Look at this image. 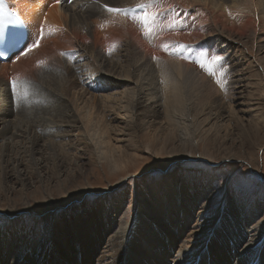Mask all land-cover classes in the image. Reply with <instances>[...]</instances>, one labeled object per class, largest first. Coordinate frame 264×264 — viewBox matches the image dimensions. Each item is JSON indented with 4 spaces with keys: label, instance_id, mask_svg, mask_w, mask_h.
Listing matches in <instances>:
<instances>
[{
    "label": "rangeland",
    "instance_id": "374dc122",
    "mask_svg": "<svg viewBox=\"0 0 264 264\" xmlns=\"http://www.w3.org/2000/svg\"><path fill=\"white\" fill-rule=\"evenodd\" d=\"M189 8L191 9L190 13L185 17L190 16L191 22L188 27L189 31L186 33L190 34L191 38H187L185 41L171 40L169 55L167 56L165 51L163 54L168 57L166 61L173 67L165 63L163 64L164 68L162 63L153 62L152 64L151 62L153 72L148 80L149 83L153 81L162 86L160 90L158 89L160 91L158 94L160 97L162 94L164 96L166 94V99H168V94L174 95L172 91L170 92V87L169 91L164 88L165 84L169 82L176 84L175 82L178 80L177 87L180 86L183 102L180 100L181 105L177 104L178 110H175L173 115L181 116L183 114L185 122L187 121L188 132L181 135L182 133L179 134L178 131L173 130L172 126L168 125L165 107L162 104L160 106L156 104V108L152 106L159 109L154 114V118L149 116L150 113H147V118L153 119L151 123L142 125L145 118L144 113H141V123L136 122L138 119H134L131 102L125 94L121 93V90L136 88V86L129 85V80L125 78L127 67L123 64L126 60L122 58L120 66L117 61L119 55L124 54L123 49H127L130 45L126 38L119 39L117 47L110 53H105L106 51L101 49L104 58L112 59L111 65L114 70H117L114 75L123 84L113 83L105 86L101 83L99 80L101 74L96 69L100 65V68L103 67L104 71H108L109 65L100 63V61L90 63L91 61H87L81 52V66L78 62L77 66L79 67L76 68V73L73 69L70 70L71 73H68V77L76 88H71V94L68 92L66 97L69 100V108L77 114L75 126L69 128L67 138L63 140L69 144L70 150H67V154H63L58 147L54 146L60 156L57 158L52 154L51 148L47 147L46 137L38 139L42 152V154L40 152L39 155H35L36 160L41 162L42 166L38 171L34 166L29 165L28 160L25 162L22 160L24 150L28 146L27 138H21V141L18 140V142L15 139L14 147L12 146L6 152V154L10 153L13 161L4 165L6 178L2 180L0 176V264H10V261L17 262L22 259V250L26 248L27 243L20 233L28 235L29 238L34 236L36 241L31 244V249H29L31 253L39 250L42 241L48 237L45 232L46 223L42 218L48 208L52 219L50 223L53 225L48 240L52 242V246L57 245V248L61 250L60 255L46 259L49 260V264H81V259L85 258V249L89 246L85 239V232L95 236L93 228L88 225H91V221L87 220L86 223L82 219L87 218L86 216L91 215L92 212L101 213L103 207L102 212L109 217L114 214V205H119L120 208L115 221H113L117 224L114 229L117 230L119 225L124 223L129 226L123 238L124 241L129 242V245L125 246L126 260L129 264L217 263V256L214 252L219 250V246L213 239L217 233L207 235V241H211V246L208 251L202 252L195 242L206 234L199 230L196 236L193 227L204 231L206 228L214 230L215 226H221L227 232L226 221H222L220 217L216 222L213 220L210 222V219L217 218L215 213L227 202L241 215L248 216L249 223L251 221L257 223L261 231L260 236L264 239V223H260L264 221V87L260 84L264 82V21L255 19L254 8L250 0L249 3H243V6L223 7L220 20L216 17L217 9L213 10L211 14L209 9L201 3H193ZM250 17H252L251 23L245 29L244 22ZM178 18L183 21V18L180 19L179 16ZM224 24L225 26H223ZM235 25L239 27L237 28ZM164 29L166 27L160 25L153 29V32L156 36H160ZM194 29L199 30L197 35L192 32ZM182 30L185 31L179 29L177 33H181ZM169 40L161 39L164 48L167 47ZM145 41L149 45L154 43L151 33L146 35ZM183 51L188 53V57L183 60L190 59L192 64L195 63L194 58L198 56L200 58V60L196 59V61H200L198 66L196 64L188 68V74L183 69L179 68V70L176 67V64L179 63L177 60L179 52ZM65 52L74 56L79 53L77 49H66ZM67 54L64 55L67 59L72 58ZM128 55L127 59L130 58V54ZM57 56H61V54L58 53ZM73 59H76V56L67 61L71 66L74 64ZM63 60L65 61L64 58ZM172 72L178 73L174 75ZM129 77L133 76L129 75ZM169 79L171 80L169 81ZM146 81H144V87ZM11 83L13 82H10V85H13ZM46 83L47 87H52L49 82ZM83 90L87 93L83 94L85 96L82 99ZM92 94H98L94 102L99 108L97 111L100 116L92 115L94 114L91 109L94 106L91 101ZM109 94H111L110 98L115 97L110 106V100H108L110 98H107ZM162 99L163 96L158 102L164 101ZM183 107L185 108L183 113L179 114L181 112L179 110ZM84 112L86 114L89 112L92 124L85 122ZM100 118H103V121ZM106 123L109 125L107 126ZM85 125L94 127L101 138H99L100 140L106 138L100 136L101 133L107 134L105 126L110 128L109 134H114L116 139L111 140L113 143L108 149V156L103 153L97 155L91 149L90 144L83 136V130L87 128ZM125 134L127 135L124 136ZM135 141L136 145L133 146ZM16 160L19 163L23 161L25 164L19 166V170H22V180L19 179L17 173H14L16 170L13 168L18 163ZM57 161H60V164ZM156 182L159 183V191L163 186L165 190H168V194L171 196L170 205L175 206V209L173 208L175 213H171V208L167 207L168 205L158 204L155 206V198L166 199L169 197L168 194L158 196L156 192H153ZM191 187H194L198 192L194 193ZM183 190L189 196H181ZM180 197L189 199L190 202L201 198L199 202L204 205L197 204L196 210L189 213L195 221L188 215L187 209L181 208ZM148 208H154L155 214L152 215ZM156 216L160 219L158 223L154 221ZM59 221L62 223L60 222L58 230L56 227ZM181 221L185 222L187 226L186 233L194 237L190 239L185 236L178 238L176 224ZM136 222H140V224L147 222L153 226L155 231L159 228L163 232L161 238L165 239L166 243V248L163 249L160 245L150 248L146 242L144 245L148 247L149 253L146 252L144 256L140 257L141 260L143 257V263L139 260V252L135 250L136 239L134 241L130 237ZM203 223L207 225L203 226ZM163 224L167 228H164ZM197 224L198 226H196ZM102 227H105L103 221ZM238 228L240 225L237 224L234 229ZM145 230L150 238L148 230ZM166 231L176 233V238L174 236L171 239L166 236ZM240 232L245 233V230H240ZM105 233L106 231L102 233V236ZM156 234L158 236L157 231ZM216 237L218 236L216 235ZM66 238L69 242L66 241ZM106 239L108 240V238ZM257 241L256 248L263 240L258 238L255 242ZM79 242H83V246L86 248L79 247L77 245ZM106 243L103 239L100 246L94 244L97 250L93 254L88 253L92 255L89 264H106L109 261L111 252ZM69 246L72 248L71 250ZM183 248H185V253L179 256ZM186 248L198 250L197 258L194 256V249L186 250ZM58 249L56 250L58 251ZM188 251L191 252L187 253ZM256 256L257 258L254 260L259 262L261 254ZM59 259H63V262ZM113 261L116 264L115 260Z\"/></svg>",
    "mask_w": 264,
    "mask_h": 264
},
{
    "label": "bare ground",
    "instance_id": "6f19581e",
    "mask_svg": "<svg viewBox=\"0 0 264 264\" xmlns=\"http://www.w3.org/2000/svg\"><path fill=\"white\" fill-rule=\"evenodd\" d=\"M6 1L14 8V11L19 14L26 23L28 28V38L26 43L24 44V47L16 55H13L7 62L0 63V170H2L0 176L2 177V180L6 178L4 173V171L6 172V170H4V165L6 163H10L11 160L13 161V159H11L12 157L10 156V153L6 154V152L9 151L13 146V141L15 139L17 140L16 142H18V140H20L21 138H27L26 142L28 146L24 150L22 160L24 162L28 160L30 162L29 165H31L32 167L34 166L37 171L42 167L41 162L39 163L35 158V155H39L41 152V146H39L38 139L41 140L43 139V137H46L45 140H47V147L49 146L51 148L53 152L52 154L54 156H57V158L60 156L57 154L58 151H56L54 146L58 147L63 154H67V150H70L69 144H67L66 141L63 140L67 138L66 136L69 132V128L74 127L75 121L77 120V114L69 108V100L66 97L68 96V92L69 94H71V88H76L72 80L68 77V73H71V69H73L76 73V68L79 67L77 66V63L79 62L81 66V57L83 54L85 55L87 61H91L90 63H98L100 61V63L109 65L108 71H104V68H100V65L96 69V71H99V73L101 74L99 76V80L101 83H103L105 86L111 85L113 83L123 84L119 80H117L116 76L114 75V72H117V70H114V67L111 65L112 59H108L107 57L104 58L103 53H101V49H104L106 51L105 53L112 52L117 47V43L121 38H126L130 45L127 47V49H123L125 52L123 55H119L117 61L120 66L122 58L123 60H126L123 65L127 67V74L125 75L126 77H124L129 80V85H133V87L136 86V88L131 87V89H123L121 90V93L125 94L126 97L130 100L131 112L134 116V119H138V121L136 122H142L141 116L144 113L143 115L145 118L142 125L151 123L153 119L147 118V113H150L149 116L154 118V114L158 109H155V105L157 104L160 106L162 104L165 107V114L168 125L172 126L173 130H176V132L178 131L179 134L182 133L181 135L185 134L184 132H188L186 124L187 121L185 122V118L182 114L185 108L183 107L179 110L181 111L179 113L182 114L181 116H177L178 114L173 115V113L175 114V110H178L177 104L178 106L181 105L180 100L183 99L181 98L182 92L179 89L180 86L177 87L178 77H176L177 81L175 80L176 84H174L173 82H169V86H167L168 84H165L164 86V88H167L168 91L170 87V92L172 91L174 96H171L170 93L167 95L168 99H166V94L165 96L162 94V100L164 101L161 100L162 102L159 103L158 101H160L159 99H161L162 96L160 97V94H158L160 92L158 91V89L160 90V87L162 86L153 81L151 83H149L150 81L148 82L151 77L150 74L151 72H153L151 68V62L152 64L153 62H159V64L162 63V65L166 63L168 65L170 64L171 67H173L171 63H168V61H166L168 57L163 54V51H165L167 56L169 55L170 41L173 39L185 41L187 40V38H191L190 34L186 33L189 31L188 27L190 25L191 19L190 16H185L190 13L191 9L189 7L193 5V3H201L203 6H205V8L207 7L209 9V12L211 14L213 10L217 9L218 14H216V17L219 20L222 16L221 10H223V7H238L240 5L243 6V3H249V0H61L62 2H60V0ZM250 2L252 7L254 8L253 16L255 17V19H258L257 21H264V0H250ZM177 15L180 17V19L183 18V21L182 19L179 20ZM222 18L224 20V17ZM251 20L252 17L248 18L244 22L245 29H247V26H249ZM160 25L165 26L166 29L163 30V33L160 36H156L153 32V29L159 27ZM223 26H225V24ZM179 29H184L185 31L182 30L181 33H177ZM192 32L197 35L199 30L194 29ZM244 32L246 33V31ZM148 33H151L152 39L154 40V43L152 45L147 44L145 41V37ZM161 39H170L167 42L166 48L162 46ZM46 45H48V47H46ZM66 49H77L79 52H77L78 54L75 55L76 59H73V66L68 64L67 61L75 58V56L73 55L75 53L70 51L69 52L73 54L65 52ZM81 52L82 54H80ZM58 53L61 54L65 61L61 56H57ZM65 53H68L72 58L69 57V59H67L64 56ZM128 54H130L129 59H127L129 56ZM32 56L33 58H31ZM186 57H188V53L184 51L179 52L177 58L179 63L176 64V67H178V69H183L185 73L188 72V68L190 66L196 64V66H198L200 62L196 61L199 56L197 58H194L193 61L195 63L193 64L190 59L183 60ZM198 60H200V58H198ZM81 73L84 74L83 72ZM177 73L172 72V74L174 75ZM129 75L133 77L130 78ZM145 80L147 81L146 86L144 87L143 84ZM170 80L171 79H169V81ZM10 82H13L11 83L13 85H10ZM46 82H49L52 87H47ZM260 84L264 87V82ZM85 92L86 91L83 90L82 96L80 95L81 98L85 96L83 95L85 94ZM97 95L92 94L93 99H91V101L94 103V106L91 104V107L93 106L91 109H93L94 113L92 115L95 116L99 113V111H97L99 108L97 107V105H95L96 102H94ZM110 95L111 94H109V96L107 95V98H110ZM108 100H110V106L112 105L113 100H115V97L112 96V98ZM181 101L183 102V100ZM173 103L176 104L173 105ZM152 106H155V108ZM88 114L89 112L87 114L85 113V116L83 115V117L86 118V123L91 121ZM87 115L88 117H86ZM82 119L83 118L81 117V120ZM23 126L25 127L23 128ZM107 126H105V131H107V134L105 133L106 136L103 133H101L100 135L101 137H106L105 140H100L101 138L97 134L94 127L91 128L86 126L87 128H85V130H83L82 128V130L84 131L83 136L90 144L91 149L94 150L95 154L97 155L103 153L108 156V149H110V144L113 143L111 142V140L116 139L114 134H109L111 130L109 127L108 130ZM99 128L101 127L99 126ZM99 128L97 129L99 130ZM127 133L129 134L128 131ZM126 135L127 134H125L124 136ZM136 141L132 144L133 146L136 145ZM23 161L21 163L17 161V166L15 165L16 167L13 168L16 170L14 173H17V176H19L20 180H22L23 177L21 173L22 170H19V166L25 165ZM57 163L60 164V161H57ZM160 188L161 194L158 190L159 183L156 182L153 192H156L158 196H164L168 194V190H165L164 186ZM191 189L194 193L198 192L194 187H191ZM168 196L169 197L167 198L165 197L166 199L155 198V206L158 204L162 206L168 205L167 207L171 208V213L173 214V212L175 213V211H173L175 209V206L172 207L170 205L171 196L169 194ZM181 196L185 197L189 196V194H185L183 190V194H181ZM180 198L181 208L184 207L185 209H187L188 215L191 216V214H189L190 211L196 210V206L197 204H200L199 201L201 200V198L192 200V202H190L189 199H185L183 197ZM102 205L108 206L107 204ZM200 205L203 206L204 203H201ZM103 209L99 214H97V212H92L91 215L86 216L87 218L82 219L83 222H86L87 220L91 221V225H88L89 227L93 228V233H95V236L92 235V233L91 235H88L87 232H85V239L89 243L88 248L83 246V242H79L77 244L79 247L81 246L86 248L85 258L81 259V264H89L91 262L90 260L92 259V255H89L88 253L91 252V254H93V252L97 250V247H95L94 244L100 246L99 244L102 243L103 239L105 240V242H107L106 244L108 245L109 251L111 252V255L109 256L110 259L106 264H115L113 260H115L116 264H129V262L126 260L127 251L125 248V246L129 245V242L125 240V243L123 239L126 231H128L129 226L127 223H124L122 225H119L120 227H118L117 230L114 229L117 224L113 221H115L116 214H118L120 211L119 205H114V214L110 215L109 217L106 213L102 212ZM153 209H150L149 211L150 213H152V215L155 214ZM215 214L217 218L215 220L214 218L210 219V222L212 220L213 222H216L220 217L222 221L225 220L227 222L226 223L224 221L226 224L227 232L221 226H215L214 230H208L206 228V230L204 231L203 229H196L197 227H193V230H195V234L198 233L199 230L202 231L201 233L204 232V234H206V236H202L195 242L196 246L198 245V248L201 249L202 252L208 251L209 247L211 246V241H207V235L209 233H213V235L215 232L217 233L216 235L218 237H216L215 235V238H213L215 239L216 244L219 246V250H216L214 252V254L217 256V263L215 262L212 264H264V239H262V237L260 236L261 231L257 223H252L251 221L250 223L252 224H250L249 217H244V215H241L228 202L223 205V208L217 210ZM169 215L171 214L169 213ZM42 218L46 223L45 232L49 237L50 231L53 226L50 223L52 219L49 208L48 211L43 214ZM78 219L80 220L81 218ZM192 219L195 221L193 217ZM159 220L160 219L158 216L154 217V221H156L157 223ZM102 221L105 224V227H102ZM60 222L62 223V221H59L56 227L58 230L60 228ZM147 222L144 224L136 222L133 227V233L130 235V237L134 241L136 239L137 245H135V250L139 252V260L142 263L144 262L143 257L142 260L140 259V257L144 256L146 252H148V247L144 245L146 242H148L147 245L150 248L160 245V247L164 249V247L166 246V243L164 242L165 239L161 238L163 232H161L159 228L156 229L158 233L157 236L153 226H151V224L149 225ZM260 223H264V221ZM184 224L185 222L182 221L177 222L176 224V230H178L177 232L179 233L178 238H181L182 236L187 237V239L194 237L193 235L186 233L187 226L186 224L184 226ZM198 224L196 226H198ZM237 224L240 225V228H238L239 230L234 229L235 226L237 227ZM205 225L207 224L203 223V226ZM164 226V228H167L166 225ZM145 229L148 230L150 238ZM243 229L245 230L246 234L240 232V230ZM104 231H106V233L104 236H102V233ZM166 232V236L171 239L174 238L176 234H174L173 232ZM20 235L26 239V248L22 250V259L20 260L17 257V259L19 260H16L17 262L10 261V264H49V260L46 259H51L56 255H60L61 250L57 248V245L52 246V242H49L48 237H45V239L42 241V245L40 246L38 251H33V253H31V251H29V249H31V244L36 241L34 239V236H30L29 238L28 235L21 233ZM106 238H108V240ZM258 238L259 240L261 238V240L263 241L259 244L258 248H256L258 245V241H255ZM66 241L69 242L68 238H66ZM56 249H58V251ZM69 249L71 250L72 248L69 246ZM193 249L194 248H186V250ZM189 252L191 251H188L187 253ZM184 253L185 248H183L180 252V255H178L181 256ZM193 253L195 258H197L198 250L194 249ZM259 253L261 254V257L258 262L254 259L257 258L256 255H259ZM62 260L63 259H59V261Z\"/></svg>",
    "mask_w": 264,
    "mask_h": 264
}]
</instances>
